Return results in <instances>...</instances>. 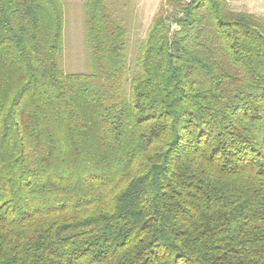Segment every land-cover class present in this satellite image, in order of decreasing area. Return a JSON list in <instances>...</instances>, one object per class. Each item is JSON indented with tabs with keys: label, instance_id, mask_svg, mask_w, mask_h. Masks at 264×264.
<instances>
[{
	"label": "trees",
	"instance_id": "trees-1",
	"mask_svg": "<svg viewBox=\"0 0 264 264\" xmlns=\"http://www.w3.org/2000/svg\"><path fill=\"white\" fill-rule=\"evenodd\" d=\"M0 0V264H264V16L162 0ZM175 25V27H174Z\"/></svg>",
	"mask_w": 264,
	"mask_h": 264
},
{
	"label": "rangeland",
	"instance_id": "rangeland-1",
	"mask_svg": "<svg viewBox=\"0 0 264 264\" xmlns=\"http://www.w3.org/2000/svg\"><path fill=\"white\" fill-rule=\"evenodd\" d=\"M161 2L162 0H127L128 4L122 8L121 15L125 18L123 24L128 28L129 62L132 61L140 41L145 37L152 17L159 9ZM231 4L229 6L234 11L264 16V0H232ZM71 5L64 6L60 65L64 73H92L94 63L83 27V5L81 4L79 9Z\"/></svg>",
	"mask_w": 264,
	"mask_h": 264
},
{
	"label": "crops",
	"instance_id": "crops-1",
	"mask_svg": "<svg viewBox=\"0 0 264 264\" xmlns=\"http://www.w3.org/2000/svg\"><path fill=\"white\" fill-rule=\"evenodd\" d=\"M60 1H62L65 4H72L71 6L77 8V9H79L80 5L82 4V0H60ZM65 4H64V6H65ZM230 5H232V4H230Z\"/></svg>",
	"mask_w": 264,
	"mask_h": 264
},
{
	"label": "built area",
	"instance_id": "built-area-1",
	"mask_svg": "<svg viewBox=\"0 0 264 264\" xmlns=\"http://www.w3.org/2000/svg\"><path fill=\"white\" fill-rule=\"evenodd\" d=\"M178 1H180L181 4H182L184 7H186V6H188L189 4L195 3V2H197V1H199V0H178ZM225 1H226V3H227L228 5H230L232 0H225ZM174 27H175V25H174Z\"/></svg>",
	"mask_w": 264,
	"mask_h": 264
}]
</instances>
